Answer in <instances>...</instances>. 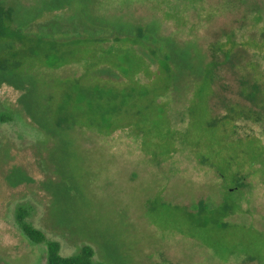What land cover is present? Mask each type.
Returning <instances> with one entry per match:
<instances>
[{
	"label": "rangeland",
	"instance_id": "374dc122",
	"mask_svg": "<svg viewBox=\"0 0 264 264\" xmlns=\"http://www.w3.org/2000/svg\"><path fill=\"white\" fill-rule=\"evenodd\" d=\"M0 1L37 36L0 47V264H48L46 242L61 257L90 247L95 264H264V122L219 119L249 106L234 96L244 72L221 58L212 105L206 64L264 0ZM256 30L215 48L252 50L261 72L264 19Z\"/></svg>",
	"mask_w": 264,
	"mask_h": 264
},
{
	"label": "trees",
	"instance_id": "16d2710c",
	"mask_svg": "<svg viewBox=\"0 0 264 264\" xmlns=\"http://www.w3.org/2000/svg\"><path fill=\"white\" fill-rule=\"evenodd\" d=\"M245 14L246 15L243 16L249 15V13L247 12H245ZM263 19L264 17L260 13V10L258 8H255V10L252 11V14H250V16L246 19V22L244 21L245 23L244 22L242 24L240 23L238 28H235L236 30L233 29L232 31L231 30L221 31V34L215 35L213 41L209 43L211 53H210V60L206 61V64L211 67V73L214 77L213 78L214 89L212 91V102H211L212 105H214L213 104L214 101H215L214 103L217 105L218 103H220V95H216L217 89L215 88V85L218 81L222 80V78L217 75V71H219V63L222 60L221 58H223L224 63L227 64V66L234 74L236 73L241 74V72H244L243 76H241L238 80V85H237L238 95H234V96L236 98L243 99L249 106L228 104L229 106L226 107L225 114L222 111L221 113H219V111L218 113H216V116L219 119L226 120L228 123H231L234 129L237 125L236 123L240 121L241 122L245 121L246 124L249 121L255 124L264 122V81H263L264 70L261 72L257 71V66L258 67L260 66L257 63V60H259L260 55L254 54L252 50L248 49V51L245 50L246 52H243V50L240 49L241 47L230 44L232 45L231 50L220 51L215 48V44L219 42L222 36H229L231 40L235 41L237 34L240 35L241 38H243L244 35L246 37L249 36V38H254V37L256 39L263 38L261 36V33L259 34L257 30L255 31L256 27L258 26V23H260V21H263ZM25 27L26 25H24L23 27L17 25L15 20L14 10L11 7L4 6L3 3L0 1V38L5 39V42L0 44V47L3 48L12 47L13 41L22 44L24 43V41H28L27 40L28 38L37 37L36 35L29 36L25 34L24 30H22ZM50 33L52 34L53 37L57 36V33L54 32H50ZM235 33H237L236 36ZM78 34L79 33L75 35L78 37L82 35V34L81 35ZM63 35L69 36V34L68 35L63 34ZM141 45H142V50L147 54V56H149L153 60L154 64H156V69L160 68L165 72H169L171 70L170 64L168 62L170 59V55L167 52H165L160 47L152 46L150 41H146ZM62 57L63 55L60 53L58 56L59 60H61ZM46 61L50 67L55 66L58 63V60L52 55L47 56ZM241 63H243V66L240 65ZM254 66L255 69L253 68ZM236 68H238V71L236 70ZM257 74H260L261 78H258ZM48 97L49 95L47 96V98ZM225 105L227 104L225 103L224 106ZM105 106H106L105 103L102 102V100H100V107L102 109H106ZM215 109H217L216 106ZM102 121L105 122L104 119H102ZM31 126L33 127V125ZM233 132L237 133L236 130H234ZM244 136L245 138H247L250 135H244ZM243 186H245V183L243 182V177H241L238 180V187L242 188ZM200 206H201V208H199L200 214H203V211L205 210V206L202 205L201 203ZM208 211L210 215L213 217L212 221L215 224L219 225L218 217L226 216L227 213L230 211V206L223 201L221 204L217 206L208 208ZM220 226H222V224ZM22 232L24 236L33 244H41L45 242V236L43 235V233L40 232L39 230L32 228L30 225L26 223L22 224ZM46 244H47L46 246H47V254H48V264H95L93 263L92 260L93 252L90 247L85 246L81 248L77 254L72 255L70 257H61L59 256V246L57 243L46 242Z\"/></svg>",
	"mask_w": 264,
	"mask_h": 264
}]
</instances>
